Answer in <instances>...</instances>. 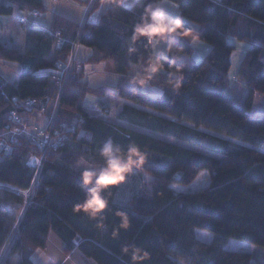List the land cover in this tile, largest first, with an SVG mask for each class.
<instances>
[{"label": "trees", "instance_id": "1", "mask_svg": "<svg viewBox=\"0 0 264 264\" xmlns=\"http://www.w3.org/2000/svg\"><path fill=\"white\" fill-rule=\"evenodd\" d=\"M6 1L0 15H11L14 6L37 16L46 10L44 0ZM121 1L109 0L96 21L87 18L83 25L53 13L48 26L24 28L23 50L0 42V61L20 69L14 82L0 75V264H36L31 255L45 248L50 232L71 264L264 262V115L251 116L254 95L264 96V0H166L176 6L183 29L166 43L167 57L154 60L152 39L138 37L136 29L152 25L151 11L163 0H137L131 8ZM185 31L191 36L182 38ZM229 36L249 44L236 72L244 98L225 93L234 50ZM193 40L206 48L187 72L177 59L193 53ZM76 43L92 53L75 59L63 78ZM107 60L121 76L135 65L161 94L82 80L85 64ZM105 94L143 108L124 106L116 115L135 129L87 112L83 100ZM28 100L33 103L27 107ZM54 108L45 152L10 120L12 111L23 120ZM108 138L146 155L144 169L135 173L148 179L125 205L116 202L114 189L108 212L93 220L74 211L86 198L75 164L104 166L100 149ZM30 158H41L39 166H30ZM202 170L209 174L206 187L173 192L172 186L190 185ZM117 213L126 216L127 228ZM196 229L213 239L203 243ZM229 239L247 242L253 251L228 249Z\"/></svg>", "mask_w": 264, "mask_h": 264}, {"label": "rangeland", "instance_id": "2", "mask_svg": "<svg viewBox=\"0 0 264 264\" xmlns=\"http://www.w3.org/2000/svg\"><path fill=\"white\" fill-rule=\"evenodd\" d=\"M97 0H90L88 4L80 5L79 3L73 1V0H44L45 8L46 10L42 13L38 14L37 21L43 24H47L50 21V17L52 16L53 12L65 14L67 17L76 19L81 25L84 24L86 19L88 18L90 21H96L98 18V15L104 10V6L102 4H106V0H98L97 6L95 7V10L90 12L92 7L94 6V3ZM105 2V3H104ZM7 3L6 0H0L1 4ZM176 6L168 2L166 0L158 2V4L155 6L154 11L157 9H160L164 16H167L173 20L179 19L180 17L178 14H176ZM13 12L11 15H0V42L5 43L9 46H13L15 48H19V40L21 38L22 32L24 31L25 27L31 26L30 21L33 19L31 13L17 9L16 6H14ZM20 16L23 17L27 21V23L21 24L19 23L18 18ZM176 34H169L164 37H159L155 40H152V59L154 60L157 56L159 57H167V50H166V43L175 38ZM229 44L234 46V50L232 51L230 61L231 66L229 69V80L228 87L225 89V93L230 96H235L238 98H244L247 95L246 89L244 85L237 80V70L240 64V61L243 58V55L245 53V50H248L249 44L244 41H239L236 38L229 36L226 40ZM192 47H193V53H191L190 56L188 55H181L177 62L179 65L185 68L187 72L190 71L193 64L198 62L202 59L206 46L200 42L199 40H193ZM74 60L77 61H83L84 58L89 57L91 55L92 50L90 48H87L85 46H78L74 50ZM15 64V63H14ZM19 66L18 64H15ZM15 65H12V63H4L0 61V75L5 78V80L9 82H14L18 76V69ZM114 65L113 61L107 60V61H101L99 63H88L84 66V77L83 81H86L90 86H99L102 84H119V85H132L135 86V88H138L141 92L148 94L152 97H157L161 94V87L156 85H151L146 79H144L141 75H139V72H137V67L135 65H132L131 71L126 75H119L114 72ZM52 72L51 70H42L39 72V74H44L46 72ZM155 71L154 66H150L149 74H153ZM84 101V106L92 115L98 116L109 119L111 121L117 122L123 126H129L131 128L135 129V126H132L130 124H127L125 122L118 121L116 119V115L121 111L122 106L119 101H121L119 98L110 95L105 94L102 97H94V96H87ZM135 108L143 109L138 105H134ZM124 107V106H123ZM56 108L53 109L51 114L46 115L42 113H36L34 117H29L21 121V124L18 128V131H16L18 134H25L27 136H31L32 139H38L39 143H43V141L48 140L49 134V128L51 127L54 120ZM151 113V111H148ZM261 115H264V96L255 94L253 103H252V110H251V116L253 117H260ZM210 134L216 135L218 137H221L220 134L209 132ZM157 135V134H156ZM160 136V135H157ZM50 144V137L48 140ZM184 145V144H183ZM40 146V145H39ZM196 150L203 151L202 148L194 147ZM211 155H215L214 153H211ZM41 162V158L35 159L32 158L31 165L32 167L39 166ZM147 166V165H146ZM90 168L92 170H97L99 168H102L103 166L99 165H92L88 164L83 160H80L77 164H75L76 170H82L83 168ZM148 177L146 173L143 174V176L138 175L137 173H134L133 175L128 177L127 183L121 187H119L118 194L116 196V202L119 205H125L127 200L134 194H136L140 189L145 187L146 181ZM209 174L206 170L200 171L199 175L195 180H193V183H190L188 186H172L173 192H189V191H195L202 189L206 187L209 183ZM29 196V194H28ZM196 237L204 242H210L213 239V234L207 233L203 230L196 229L195 232ZM47 243L45 248L43 249H37L35 252L32 253L31 258L34 262L37 264H44V262L47 260L48 257L51 258H57L60 256V258L63 256L68 261V257L62 253V246L60 240L52 233L50 232L47 238ZM225 247L231 250H242L246 252H252L253 246L250 244L235 241L233 239H229L225 241ZM259 250L264 251V248H259ZM70 263V262H69ZM254 264H264V262H257L254 261ZM71 264V263H70ZM178 264H183L179 262Z\"/></svg>", "mask_w": 264, "mask_h": 264}, {"label": "clouds", "instance_id": "3", "mask_svg": "<svg viewBox=\"0 0 264 264\" xmlns=\"http://www.w3.org/2000/svg\"><path fill=\"white\" fill-rule=\"evenodd\" d=\"M151 19L153 23L150 27L136 29L138 37L145 40H155L170 33L175 34L183 29L179 19L165 20L164 13L160 9L151 11ZM188 36H191V33L185 31L182 38ZM100 153L105 157L102 168L92 170L85 167L81 171V183L86 190V198L83 205H77L74 208V211L83 212L93 220L108 212L111 203L110 195L113 190L125 185L128 177L137 171H142L147 162L146 155L137 146L129 145L124 150L114 144L111 138L104 142ZM116 215L121 219L120 227L127 228L129 225L126 216L122 213Z\"/></svg>", "mask_w": 264, "mask_h": 264}, {"label": "crops", "instance_id": "4", "mask_svg": "<svg viewBox=\"0 0 264 264\" xmlns=\"http://www.w3.org/2000/svg\"><path fill=\"white\" fill-rule=\"evenodd\" d=\"M137 2V0H122L121 1V5L122 6H124L125 8H131L135 3ZM105 3V2H104ZM109 4V0H106V4H102V5H105L104 6V8H106L107 7V5ZM45 5V4H44ZM46 7V6H45ZM83 7H84V5H83ZM176 9V8H175ZM176 11H177V9H176ZM175 11V12H176ZM53 13H56V12H53ZM176 14H178V12H176ZM62 15H64L65 16V14H62ZM179 16V15H178ZM20 17H22V16H20ZM39 16H35V17H32L33 19H31V21H30V25L33 27L34 26V28H35V26H39V25H44V26H48L49 24H50V21L47 23V24H43V23H40L39 21H37V19L36 18H38ZM65 17H67V15L65 16ZM68 18H70V17H68ZM19 19V18H18ZM71 19H73V18H71ZM73 20H75V21H77L76 19H73ZM77 22H79V21H77ZM80 23V22H79ZM20 42H19V48H17V49H19V50H23V47H24V31L22 32V35H21V38H20V40H19ZM12 65H15L14 63H12ZM16 67H17V69H18V71L20 70L19 69V66H17V65H15ZM47 73H49L48 71L46 72V74ZM50 73H53L54 74V71H52V72H50ZM120 99V98H119ZM121 101H119L120 103H121V106L123 107V106H130V107H133V104H132V102H130V101H127V100H123V99H120ZM135 105V104H134ZM135 107V106H134ZM133 107V108H134ZM146 111H150V110H147L146 109ZM151 113H153V114H156V112H153V111H151ZM31 117V116H30ZM34 117V116H33ZM32 118V117H31ZM62 246V245H61ZM37 264V263H36ZM44 264H70L69 263V261H67L66 259H65V257H61L60 258V256L59 257H57V258H51V257H48L47 258V260L44 262Z\"/></svg>", "mask_w": 264, "mask_h": 264}, {"label": "built area", "instance_id": "5", "mask_svg": "<svg viewBox=\"0 0 264 264\" xmlns=\"http://www.w3.org/2000/svg\"><path fill=\"white\" fill-rule=\"evenodd\" d=\"M32 16H37V13H32ZM19 23H21V24H24V23H27V21L25 20V19H23V17H20L19 19ZM78 47V43H76L75 45H74V47L72 48L73 50H72V53H71V55L70 56H74V50H75V48H77ZM74 58L75 57H70V58H68V61H67V63H66V67L63 69V72H64V77L63 78H66V76H67V74H68V72H69V69L71 68V65H72V63H73V61H74ZM31 103H33V101L32 100H28V101H25V103H24V105L25 106H31L32 104ZM56 107V106H55ZM55 112H56V110H55ZM11 116H10V120H11V123H13L14 124V126H15V131H18V128H19V126H20V124H21V121H22V119H21V117L19 116V115H17V113L16 112H14V111H12L11 112V114H10ZM51 124V123H50ZM52 126V125H51ZM48 135V140H49V137H50V135L49 134H47ZM48 140H45V141H43V143H41L40 144V146H41V149L43 150V152H45L46 151V149L49 147V141ZM31 160H32V158H30V160H29V164H30V166H32L31 165Z\"/></svg>", "mask_w": 264, "mask_h": 264}]
</instances>
